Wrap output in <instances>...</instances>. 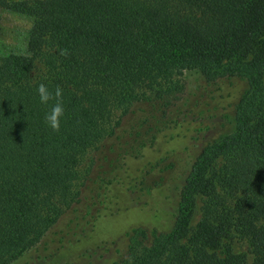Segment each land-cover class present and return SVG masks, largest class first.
<instances>
[{
    "label": "trees",
    "instance_id": "obj_1",
    "mask_svg": "<svg viewBox=\"0 0 264 264\" xmlns=\"http://www.w3.org/2000/svg\"><path fill=\"white\" fill-rule=\"evenodd\" d=\"M7 7L34 22L26 53L0 56V264L37 246L78 199L84 155L113 134L112 112L153 100L166 111L188 69L206 82L246 80L232 131L204 141L183 164L169 230L134 228L126 248L117 246L109 263L105 246L100 262L264 264V0H19ZM40 83L62 90L57 131L45 122L54 101L40 103ZM234 235L246 239L250 263L226 242Z\"/></svg>",
    "mask_w": 264,
    "mask_h": 264
},
{
    "label": "rangeland",
    "instance_id": "obj_2",
    "mask_svg": "<svg viewBox=\"0 0 264 264\" xmlns=\"http://www.w3.org/2000/svg\"><path fill=\"white\" fill-rule=\"evenodd\" d=\"M16 1L0 2V56L26 53L34 17L7 7ZM41 68L37 62L34 73ZM179 81L180 90L173 95L177 99L166 111L152 99L127 114L121 109L112 112L113 134L84 155L76 185L78 199L37 246L12 264H109L116 258L117 246L126 248L127 232L132 229L164 232L171 228L180 182L177 174L204 141L232 131L235 102L247 87L246 80L237 76L206 82L195 69L185 70ZM200 205L197 196L192 226L200 218ZM226 242L233 252L244 253L252 261L246 239L234 235ZM105 246L111 250L109 263L100 262ZM93 251V257L87 256Z\"/></svg>",
    "mask_w": 264,
    "mask_h": 264
},
{
    "label": "clouds",
    "instance_id": "obj_3",
    "mask_svg": "<svg viewBox=\"0 0 264 264\" xmlns=\"http://www.w3.org/2000/svg\"><path fill=\"white\" fill-rule=\"evenodd\" d=\"M36 92L41 104L47 105L49 101H54L50 110L45 114L44 119L53 131H57L60 127L61 117L64 115L62 90L56 87L53 91H50L44 83H40L37 86Z\"/></svg>",
    "mask_w": 264,
    "mask_h": 264
}]
</instances>
